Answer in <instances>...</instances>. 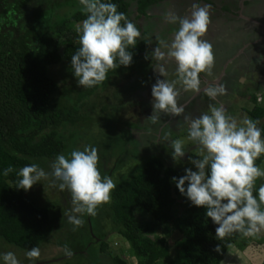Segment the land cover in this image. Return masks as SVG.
Wrapping results in <instances>:
<instances>
[{
    "label": "trees",
    "instance_id": "1",
    "mask_svg": "<svg viewBox=\"0 0 264 264\" xmlns=\"http://www.w3.org/2000/svg\"><path fill=\"white\" fill-rule=\"evenodd\" d=\"M76 1L0 0V241L25 251L56 245L51 257L41 251L42 256L29 264L38 261L40 264H127L107 248L105 239L115 232L128 241L138 257L136 264H222L229 248L243 235L234 232L217 239L218 225L206 216V209L192 205L172 180L174 176L184 175L185 170L164 163L161 154L140 159L116 182L111 202L98 206L95 216L84 214L83 226L75 230L66 215L71 213V194L68 190L61 191L59 182L55 186L57 191L52 190L51 199L44 192L52 186L51 178L35 183L34 191L16 187L22 178L17 173L23 166L37 163L50 172V164L57 155L81 150L82 141L78 139L83 123L97 111L107 113L111 105L108 100L116 96L117 88L128 83L132 75L140 76L144 84L129 88L126 83L124 94L128 97H139L155 82L148 49L153 23L140 27L131 13L135 9L138 15L147 16V11L162 0H102L117 4L118 11L124 12L141 31L136 46H129L131 64L110 70L108 79L102 83L104 88H111L109 92L104 88L99 90L98 85L84 88L74 76L71 57L80 47L74 24L86 19L81 11L83 6L78 9ZM251 99L253 106L248 114L254 120H261L264 106L256 104L253 96ZM259 127L264 135V122ZM129 129L126 124L120 130V134L128 130V138L120 150L115 155L103 156L99 162L102 175L112 177L123 162L122 155L135 151L133 148L138 151V141ZM129 138L133 142L128 145ZM263 157L256 161L257 165ZM10 165L14 171L5 176L4 169ZM258 188L256 184L253 193L257 199ZM59 195L65 202L59 200ZM177 197L182 198L184 205L181 215L173 213ZM138 210L152 218V225L135 217ZM158 225H167L181 234L174 258L164 263L157 261L167 256L165 240H151L143 234ZM65 246L71 249L72 256L64 253Z\"/></svg>",
    "mask_w": 264,
    "mask_h": 264
},
{
    "label": "clouds",
    "instance_id": "2",
    "mask_svg": "<svg viewBox=\"0 0 264 264\" xmlns=\"http://www.w3.org/2000/svg\"><path fill=\"white\" fill-rule=\"evenodd\" d=\"M79 3L86 19L76 28L80 47L71 57V67L78 84L91 88L106 81L110 70L131 64L129 46H136L141 31L124 12L118 11L115 3L102 0H79ZM210 8L208 4L194 3L190 16L166 13V20L178 22L179 29L170 41L156 38L158 45L152 58L165 62L174 60L176 79H167L168 73L160 67L158 72L164 79L158 78L152 85L153 111L146 118L152 124L159 122L161 114H184V107L178 105V84L184 91L194 93H199L201 85L206 84L203 92L212 100L226 93L224 84L202 81L200 77L201 73L211 75L215 64L213 45L203 39L211 22ZM184 120L188 125L187 139L197 144L199 152L197 158L189 156L195 171L186 168L184 175L172 177L179 192L192 205L206 209V216L218 225L217 239L222 240L234 232L244 236L259 233L264 229V183L258 188V199L253 193L257 180L264 178V168L256 163L264 155L260 121L248 116L237 119L227 114L223 105L213 104L199 116L185 115ZM171 146L173 160L178 163L185 156V140H172ZM99 161L98 149L85 145L83 150L57 155L50 164V172L37 163L23 166L17 173L22 178L16 187L27 191L41 180L51 178L53 187L59 182V189L71 194V213L66 215L75 230L83 226L84 214L95 216L98 206L111 202L117 186L111 176L101 174ZM13 171L10 165L3 174L8 176ZM216 250H220L219 245ZM63 251L69 257L73 255L67 246ZM40 255L39 247L25 252L29 260H38ZM2 260L4 264H21L12 251L3 253Z\"/></svg>",
    "mask_w": 264,
    "mask_h": 264
},
{
    "label": "rangeland",
    "instance_id": "3",
    "mask_svg": "<svg viewBox=\"0 0 264 264\" xmlns=\"http://www.w3.org/2000/svg\"><path fill=\"white\" fill-rule=\"evenodd\" d=\"M78 1L79 0L76 1L75 6L80 9L82 5ZM173 10L174 7H172L170 0H162L158 3V5L154 6V8L152 7L147 11V16L138 15L135 9H132L131 16L140 27H144V25L148 22H153L150 30L151 34H153L152 32H155L160 35V33L163 32L162 29L165 30L168 26V24H166L168 21L165 18L166 13L173 12ZM79 24L81 23L79 22L74 24V29H76ZM169 27L173 28L171 23H169ZM260 45L261 47L259 50L256 49V45L251 48V51L255 54V56L259 55V53L264 54V41H262L259 46ZM262 57L263 55L258 56V58ZM238 75H240V77H238ZM140 78V76L135 74L134 76L132 75V79H129L128 83L123 81L124 84L120 85V87L115 91L116 96L108 100L111 105L109 106L107 113L102 111L93 113L88 120L90 122L86 121L83 123V126L81 127L82 130L79 132L80 139H78V141H82L81 150H83L85 145L96 147L101 161L103 156L105 157L108 154L115 155L120 150L121 144H123L128 138L126 137V131L128 130H123V133L121 134L120 130L125 127L126 124L131 127L129 130L138 141V151L136 152V148H133L135 151H128L126 154L122 155L123 162L112 175L115 182L125 177L130 170L137 165L140 159H145L149 157L150 154H161L164 158V163L172 164L182 170L192 168V170L195 171L196 168L189 161V156L197 158L196 156L198 155L199 148L195 142L187 139L188 125L184 120L185 115H191L192 117L199 116L201 113L208 111V106L213 104L216 106L223 105L227 114L232 115L237 119H242L244 116L250 117L248 111L253 106V101L251 99L252 96L256 98V104L264 106V59H262L260 64L255 65L254 67L253 65H250V63H243L237 74V79L232 80L229 85H227L228 89H226V93L224 95L217 96L216 101L213 102L211 98L204 93H201L202 99L199 97L201 102L196 101V96L184 103V105L180 104L185 109L184 114L181 116L161 114V118L156 124H152L150 121L146 120V118L150 116L153 111V97L151 94L152 88L147 86L143 92L140 93L139 97L136 98L133 95L128 97L124 94L126 93L124 89H126L127 86L130 88V86L133 87L135 84H138L141 87L144 82ZM104 87L102 83L98 85L99 90H102ZM110 89L111 88H107L105 91L109 92L111 91ZM185 93L186 92L182 88L179 95V99H181L180 101H182L181 95L184 96ZM100 96L101 95H99V97ZM92 97L95 98V94H92ZM137 100H140V104L137 103ZM104 113L105 115H103ZM101 114L102 116L99 117L98 115ZM163 121L165 122L162 123ZM259 121L260 123L264 122V117ZM86 127L88 128L83 130ZM129 139L130 141L127 143L128 145L133 142L131 138ZM175 139L185 140V156L182 157L178 163L173 160L171 155L174 151L171 146V141ZM258 166L264 168V157ZM262 183H264V178L258 179L256 182L258 186ZM31 189L32 191L36 190V185L34 184ZM52 190L57 191V188L53 187L52 189V186H48V189L44 190L46 197L50 199L52 198ZM59 197V200L62 203L65 202L62 201L61 195H59ZM175 200L176 202L173 206V213L175 215H181L184 209L182 198L177 197ZM135 217L147 224L152 225L153 223L152 218L144 211H136ZM143 234L151 240L157 241L158 238H163L165 240V246L168 251L167 256L159 259L157 261L158 263H164L169 259L174 258L175 248L177 246L176 243L180 241L181 237L179 232L171 230L167 225H158L155 226L152 231L145 232ZM51 240H54V238ZM105 241L108 250L114 254H118L127 262V264L137 263L138 257L131 251L128 241L122 238L119 234L113 232L105 239ZM234 245L237 247L240 245L239 249L242 252L240 255H235V264H247V260H251L252 264H264V229L255 235H243L235 244H233V246ZM40 250L44 253H49L51 257L52 253L56 251V245L50 244L49 246H43ZM7 251L14 252L21 261V264H29L28 262L30 260L25 256V252L27 250H16L12 246L1 241L0 264H4L2 254ZM228 253H230V251ZM251 262H249V264H251Z\"/></svg>",
    "mask_w": 264,
    "mask_h": 264
},
{
    "label": "flooded vegetation",
    "instance_id": "4",
    "mask_svg": "<svg viewBox=\"0 0 264 264\" xmlns=\"http://www.w3.org/2000/svg\"><path fill=\"white\" fill-rule=\"evenodd\" d=\"M170 2L174 7L173 12L179 16H190L194 3L201 6L211 5L209 10L211 22L203 39L208 40L213 45L215 64L211 75L200 74L202 81L222 83L228 89L227 85L232 80L237 79V74L243 63H250L254 67L262 62V58H258V56L263 55L264 57V54L259 53L255 56L251 48L256 45V49L259 50L261 47L259 44L264 41V0H170ZM166 24L168 26L165 30L162 29L161 36L155 32H152L153 34L150 36L148 49L151 51V73L153 74V81H155H151L152 83L148 85L150 88L156 83V79H164L158 72L161 66L168 73L167 79H176L177 65L174 60L165 62L152 58V52L158 45L156 38L170 41L173 33L178 30L175 28H179L178 22L171 23L174 30H171L168 22ZM205 86L206 84L201 85L202 90L199 93L185 91V95H181L182 101L178 96V105H184L196 96V101L201 102V93H204L203 87ZM177 87L181 91L182 86L178 84ZM212 101L214 102L216 99Z\"/></svg>",
    "mask_w": 264,
    "mask_h": 264
},
{
    "label": "crops",
    "instance_id": "5",
    "mask_svg": "<svg viewBox=\"0 0 264 264\" xmlns=\"http://www.w3.org/2000/svg\"><path fill=\"white\" fill-rule=\"evenodd\" d=\"M239 250V251H238ZM230 251V253H228ZM229 251H227V256L225 255L223 261H222V264H235V255L237 254H242V252L240 251L239 247L237 246H231ZM229 255V256H228ZM238 262V261H237ZM249 262H251V260H247V264H249ZM252 264V262H251Z\"/></svg>",
    "mask_w": 264,
    "mask_h": 264
},
{
    "label": "water",
    "instance_id": "6",
    "mask_svg": "<svg viewBox=\"0 0 264 264\" xmlns=\"http://www.w3.org/2000/svg\"><path fill=\"white\" fill-rule=\"evenodd\" d=\"M41 262H37V263H35V264H40Z\"/></svg>",
    "mask_w": 264,
    "mask_h": 264
}]
</instances>
